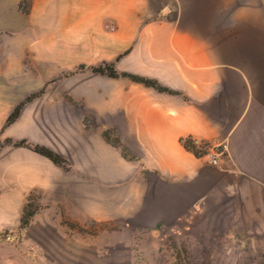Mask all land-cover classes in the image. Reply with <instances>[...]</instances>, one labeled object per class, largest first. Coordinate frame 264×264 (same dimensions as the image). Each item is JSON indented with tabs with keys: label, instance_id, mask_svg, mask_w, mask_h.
<instances>
[{
	"label": "crops",
	"instance_id": "0c3cea01",
	"mask_svg": "<svg viewBox=\"0 0 264 264\" xmlns=\"http://www.w3.org/2000/svg\"><path fill=\"white\" fill-rule=\"evenodd\" d=\"M19 2L0 0V27L15 14L21 26L19 44L10 36L0 44V112L7 117L32 89L29 78L14 75L20 68L13 54L19 61L29 42ZM55 3L70 6L61 35L101 36L106 52H128L123 71L155 78L181 95L115 78L124 81L115 93L91 92L86 101L116 124L52 131L70 134L64 137L68 148L32 140L67 157L91 189H102V219L116 214L133 227L176 233L196 226L207 242L264 264V0ZM26 109L9 124L14 131L20 124L29 130ZM107 129L117 134L119 147L107 141ZM181 136L227 150L212 164L186 150ZM47 162L54 164L28 148H12L0 187V229L18 222L31 188L45 187ZM22 256L7 260L18 264Z\"/></svg>",
	"mask_w": 264,
	"mask_h": 264
},
{
	"label": "rangeland",
	"instance_id": "374dc122",
	"mask_svg": "<svg viewBox=\"0 0 264 264\" xmlns=\"http://www.w3.org/2000/svg\"><path fill=\"white\" fill-rule=\"evenodd\" d=\"M23 6L29 9L25 14V22L27 18L29 21L26 26L29 42L20 60L15 52L12 61L15 69L20 68L14 70V75L29 78L32 88L18 114L28 107L30 127L22 130L19 123L14 131L9 124L5 126L7 116L0 112L2 188L6 184V158L16 147L13 142L24 139L29 145L37 144L34 139L52 147L68 148L64 137L70 134L52 131L74 124L87 129L103 123L116 124L115 118L101 117L88 107L86 95L102 89L115 93L124 81L93 72L91 67L112 62L121 72L128 53L114 56L106 52L101 36L61 35L60 23L70 14L67 4L25 0ZM7 20L8 25L0 27V44L10 36L17 45L21 28L18 15H7ZM33 106L35 109H31ZM103 135L113 146H120L111 129ZM60 156L63 160L60 165L47 162L45 166V187H33L27 192L24 205L26 212H32L28 225L20 227L22 209L18 222L0 229V264H9L7 258L16 254L23 255L18 264H251L245 255L231 252L229 245H216L198 236L196 226L178 229L176 233L166 227L158 230L133 227L116 214L111 219H102V189L96 186L91 189L92 183L72 169L67 157Z\"/></svg>",
	"mask_w": 264,
	"mask_h": 264
},
{
	"label": "trees",
	"instance_id": "16d2710c",
	"mask_svg": "<svg viewBox=\"0 0 264 264\" xmlns=\"http://www.w3.org/2000/svg\"><path fill=\"white\" fill-rule=\"evenodd\" d=\"M24 3H25V0H20L19 5H18V9L22 13L27 14L29 12V9H27L23 6ZM91 70L93 72H96L99 74H104V75H107V76L113 77V78H118V77L127 78V79L131 80L132 82L139 83L145 87L152 88V89L156 90L157 92L181 95L180 92H178V91H176L170 87L164 86L155 78H150V77H146V76H142V75L126 72V71L118 72L114 68V65L112 62H110V63L104 62L100 65L92 66ZM27 99H25V101ZM23 103H24V101L20 102L13 109V111L8 115V117L6 118V121H5V126L12 123L17 118ZM7 142H8V140H7ZM179 142L181 143V145L186 150L192 152L196 157H201L205 153V151L201 149L203 145H197L191 136H181L179 138ZM12 144L16 147H21V146L29 147L34 152L45 156L46 158H48L50 161H52L56 165H60L61 162L63 161L62 157L58 153L54 152L52 149H50L44 145H39V144H33V145L30 144L29 145L24 139L15 141ZM203 144H206V142H203ZM31 215H32V212H26V205H24L23 206V213H22L21 218H20V227H25L28 225L29 218L31 217Z\"/></svg>",
	"mask_w": 264,
	"mask_h": 264
},
{
	"label": "built area",
	"instance_id": "2783aa9c",
	"mask_svg": "<svg viewBox=\"0 0 264 264\" xmlns=\"http://www.w3.org/2000/svg\"><path fill=\"white\" fill-rule=\"evenodd\" d=\"M194 142L197 144V145H205L204 146V155H206L209 159V161L212 163V164H216L217 163V159L220 155H222L223 153H225V151L227 150V146L226 144H218L217 146H212L210 144H208L206 142V144H203L202 141L200 140H197V139H194Z\"/></svg>",
	"mask_w": 264,
	"mask_h": 264
}]
</instances>
